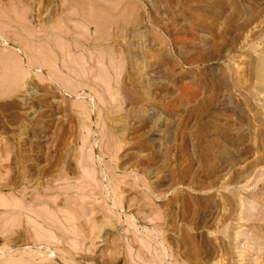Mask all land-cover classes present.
Here are the masks:
<instances>
[{"label":"rangeland","instance_id":"rangeland-1","mask_svg":"<svg viewBox=\"0 0 264 264\" xmlns=\"http://www.w3.org/2000/svg\"><path fill=\"white\" fill-rule=\"evenodd\" d=\"M0 264H264V0H0Z\"/></svg>","mask_w":264,"mask_h":264},{"label":"bare ground","instance_id":"bare-ground-1","mask_svg":"<svg viewBox=\"0 0 264 264\" xmlns=\"http://www.w3.org/2000/svg\"><path fill=\"white\" fill-rule=\"evenodd\" d=\"M95 14V13H94ZM98 18V17H97ZM86 19V18H85ZM91 20H92V18H91ZM90 21V20H89ZM90 23V22H89ZM13 55V54H12ZM13 58H15V57H13ZM23 209V208H22ZM54 240V239H53Z\"/></svg>","mask_w":264,"mask_h":264}]
</instances>
